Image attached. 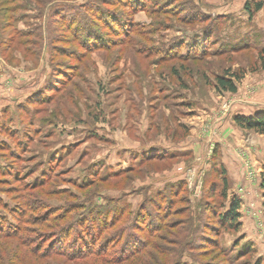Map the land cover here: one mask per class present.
I'll list each match as a JSON object with an SVG mask.
<instances>
[{"label": "rangeland", "instance_id": "obj_1", "mask_svg": "<svg viewBox=\"0 0 264 264\" xmlns=\"http://www.w3.org/2000/svg\"><path fill=\"white\" fill-rule=\"evenodd\" d=\"M30 1L13 23L22 46L17 37L9 47L0 20V222L28 205L23 243L46 232L34 224L52 207L77 205L81 217L122 202L124 218L103 236L126 230L124 241L140 229L148 241L126 264H264V133L234 122L264 114V0ZM246 1L262 4L251 19ZM60 16L85 24L98 46L85 47L82 30L74 40ZM49 174L43 188L24 187ZM233 202L239 220L220 221ZM169 212L165 223L181 221L187 234L149 237ZM18 241L1 240L17 247V264H69L35 258L34 244Z\"/></svg>", "mask_w": 264, "mask_h": 264}, {"label": "trees", "instance_id": "obj_2", "mask_svg": "<svg viewBox=\"0 0 264 264\" xmlns=\"http://www.w3.org/2000/svg\"><path fill=\"white\" fill-rule=\"evenodd\" d=\"M122 1L124 2V0ZM125 1L126 2L124 3H128L130 7H133L134 2H129V0ZM137 1L139 0H135V3H137ZM30 2H35V4L37 3V6H41L43 5V3L47 2V0H31ZM27 4H29V0H0V20H3L4 22V24H2V29H10L11 36L7 38V40L10 41L9 47H11L17 37L20 39L19 44L21 46L23 45V41H21V39L25 38L26 35L21 33L20 31H16L13 23H17L21 21V19H23V16L21 14L18 15L16 13H19V11H26ZM261 7V3H256L253 9L250 7V4L247 1L244 4V10L247 13L249 19H251L253 13L259 11ZM75 8L77 7L73 6V9ZM60 18L63 19V22L66 24L67 29L70 30L71 28L74 40L78 39V33L80 34V31L82 30L84 31L83 37L85 43L83 38L81 42L84 43L85 47H90L89 45H91V47L98 46V44L92 43L95 37L87 35L85 24L79 25L80 21H76V18L72 17L65 18V16H60ZM70 20H74L73 25H71ZM100 20L102 21L103 25L105 24L104 26L108 27L115 26L116 28H119L123 25V23L119 19L118 22H114L113 25L107 24L110 20H105V18H103V20ZM111 20L114 21V19ZM132 26L133 25L129 24L128 29L126 27L123 30H130ZM216 82L217 85L224 90L230 92L236 91V87L231 79L219 76L216 78ZM234 122L240 127L254 130L255 132L260 134L264 133V114L256 115L253 117L238 115L234 117ZM159 151L160 150H158V153ZM157 155V158L159 160L162 159V154ZM52 178L53 174H49L40 183L32 185L26 184L24 187H26V190H39L40 188L48 185L51 182ZM98 181L102 184L106 181V179H100ZM88 184L89 185L86 184V186L82 185L81 187H79V189H86L88 186H92L94 183L90 184L89 182ZM226 185L227 180L223 179V187H226ZM175 191L176 190H174L173 195L176 193ZM223 194V198H225L226 195L224 191ZM151 200H153V198H151ZM170 202L168 201V204ZM27 206L28 205H24L22 207H15L14 209H10V213L14 214V216H18L16 215L18 213L21 215V218H16V220H12L11 223L8 221L4 223V220L0 222V242L2 238L6 237L14 240H19L18 242L20 245L24 242H26L27 244H34L32 247H30L29 250L27 249V251L29 255H32L35 258L42 259L57 256L62 258L65 263L69 264H78L79 262H82L81 264H126V262L128 261L127 259L140 254L145 248L146 244H148V241L145 240L141 242L136 236V233L138 231L142 232L140 231V229H133L134 227H137L136 223L134 224L135 226L132 225L133 233L131 232L130 234H127L124 241H121L120 234H125L126 230L123 232H120L121 229L115 230L114 234L118 237L115 240L109 235L103 236L104 233L114 227L121 220V218H124V212L128 208V205H125L122 202L107 203V205L103 207L95 206L94 208L89 209L83 208L85 213L81 215V217L76 214L72 215V212L75 208H77V205L67 207L60 213L58 207H52L51 211H48L43 215V219L38 218L35 221L39 222H36L34 224L41 230L45 229L46 232H41L39 230V236H35L38 234L35 232V235L32 238L29 237V239L27 238V240H24V242L22 243L20 242L21 232L23 231V227L21 225L26 224L27 220L26 218H24L26 213L32 212L31 208H28ZM238 207V202L231 203L228 208H226L224 213L219 215V220L221 221V219H223V221L228 220L231 223H236L240 218ZM222 208L225 207L223 206ZM139 212L141 214L142 212H144V209L139 208L138 213L135 214L134 217L136 221V218H139L140 216ZM169 215L170 212L167 215L164 214V216H160V218L158 219L159 221L158 223H156V225L152 226L151 224V226L147 230V235H149V237H152V233H154L155 231L163 230L165 228L171 232L176 229L179 231V235L181 233H184V235H186L187 233L185 231V228L182 227L183 223L181 221L174 222L170 225L168 223H165L166 218ZM7 228L9 230L6 231L5 229ZM1 230H5V232ZM134 230H137V232H134ZM117 244L120 245L116 249L110 247L111 245L116 246ZM6 245L7 244H2V242L0 244V264H17V247L10 248L9 246V248H7ZM160 256H163L165 259L166 255L162 251ZM8 260H12V262L7 263ZM160 260L161 259L154 261L155 264H164ZM175 264H181V261L175 262Z\"/></svg>", "mask_w": 264, "mask_h": 264}]
</instances>
